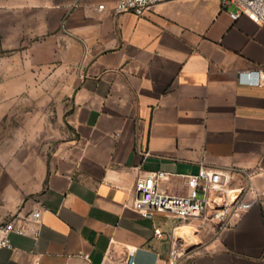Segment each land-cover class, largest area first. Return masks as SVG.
Returning a JSON list of instances; mask_svg holds the SVG:
<instances>
[{
	"label": "crops",
	"instance_id": "crops-1",
	"mask_svg": "<svg viewBox=\"0 0 264 264\" xmlns=\"http://www.w3.org/2000/svg\"><path fill=\"white\" fill-rule=\"evenodd\" d=\"M115 1L0 0V99L28 93L63 108L65 124L39 183L35 151L5 162L0 148V221L43 211L38 236L12 233L0 264H126L133 247L135 264H160L173 233L198 224L135 210L139 175L163 170L162 188L186 193L180 174L202 163L231 188L264 167V85L249 82L264 69V26L221 0H168L139 17L115 15ZM219 228L183 264H264V202Z\"/></svg>",
	"mask_w": 264,
	"mask_h": 264
},
{
	"label": "built area",
	"instance_id": "built-area-1",
	"mask_svg": "<svg viewBox=\"0 0 264 264\" xmlns=\"http://www.w3.org/2000/svg\"><path fill=\"white\" fill-rule=\"evenodd\" d=\"M168 0H116L112 13L115 15L130 12L136 16H143L160 3ZM221 6L227 10L232 18L238 19L242 15L249 16L257 25L264 26V0H221ZM98 13L107 10V5L101 2L97 5ZM254 77L249 80L256 85H264V69L249 72ZM246 184L231 188L230 175L215 170L204 163L196 173L180 174L186 180V193L170 192L161 186L162 180L168 178L163 170H151L139 175L135 182L136 198L133 203L135 210L143 216L153 218L156 215L171 216L178 223H196L201 227L216 223L227 226L233 220L241 218L256 203L264 202V184H256V178L264 179V167L256 170H242ZM43 211L34 209L25 222L17 221L16 217L0 221V249L12 248V233L37 237L42 222ZM155 235L165 239L161 226H154ZM185 241L173 233L168 256L160 264H179L186 252ZM137 247L127 252L126 264L136 263ZM88 257V254H84Z\"/></svg>",
	"mask_w": 264,
	"mask_h": 264
},
{
	"label": "rangeland",
	"instance_id": "rangeland-1",
	"mask_svg": "<svg viewBox=\"0 0 264 264\" xmlns=\"http://www.w3.org/2000/svg\"><path fill=\"white\" fill-rule=\"evenodd\" d=\"M5 102L9 104L6 106ZM46 115L51 120V124L44 123ZM62 116L63 108L56 106L39 107L35 101L30 100L28 93L21 94V96L14 99L6 100L5 97L1 98L0 148L5 149V162H12L14 150L21 153V162L27 160L29 150L35 151L36 182L39 183L50 158L52 146L64 136L65 124ZM4 152L1 151L0 159ZM168 221L172 223L173 221L175 222V219H169ZM198 229L204 231L205 237L197 235ZM219 231L220 228L216 223H211L204 227L199 225L198 227H193L194 241L188 237L183 238L187 250L179 264L185 263L196 252L203 251V244L206 240L213 235H219Z\"/></svg>",
	"mask_w": 264,
	"mask_h": 264
},
{
	"label": "bare ground",
	"instance_id": "bare-ground-1",
	"mask_svg": "<svg viewBox=\"0 0 264 264\" xmlns=\"http://www.w3.org/2000/svg\"><path fill=\"white\" fill-rule=\"evenodd\" d=\"M187 226H189V225H183V226H181V227H179L178 228V230H177V234L179 235V236H182L183 238H186V237H188V238H190L191 240H193L194 239V232H193V230H191V228H186ZM186 228V229H185ZM177 235V236H178ZM194 241V240H193Z\"/></svg>",
	"mask_w": 264,
	"mask_h": 264
}]
</instances>
